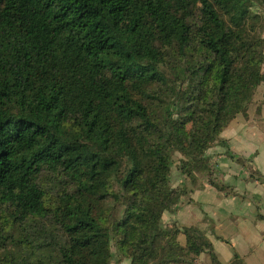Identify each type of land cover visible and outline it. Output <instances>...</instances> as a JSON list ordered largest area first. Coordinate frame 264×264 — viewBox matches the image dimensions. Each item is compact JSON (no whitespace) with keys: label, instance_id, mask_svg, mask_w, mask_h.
<instances>
[{"label":"trees","instance_id":"obj_1","mask_svg":"<svg viewBox=\"0 0 264 264\" xmlns=\"http://www.w3.org/2000/svg\"><path fill=\"white\" fill-rule=\"evenodd\" d=\"M263 66L264 0H0V264H224L165 223L174 157L205 168Z\"/></svg>","mask_w":264,"mask_h":264},{"label":"crops","instance_id":"obj_2","mask_svg":"<svg viewBox=\"0 0 264 264\" xmlns=\"http://www.w3.org/2000/svg\"><path fill=\"white\" fill-rule=\"evenodd\" d=\"M221 139L225 142L207 151L204 169L187 173L174 164L171 182L178 205L174 214H166L165 223L196 229L224 264L234 252L245 264H264V82L247 114L238 116ZM236 158L246 160V166ZM209 178L237 194L218 191Z\"/></svg>","mask_w":264,"mask_h":264},{"label":"rangeland","instance_id":"obj_3","mask_svg":"<svg viewBox=\"0 0 264 264\" xmlns=\"http://www.w3.org/2000/svg\"><path fill=\"white\" fill-rule=\"evenodd\" d=\"M181 161H182L181 155H176L174 157V164L175 165H180L181 166ZM3 221L4 220L2 218H0V226L2 225V222ZM165 222H166V220H165ZM113 250L115 251V248H113ZM2 254H3V250L0 249V255H2ZM201 260H202L201 262H206L207 261V258L203 257ZM112 264H129V261L128 260H125V259H120L119 261L118 260H115Z\"/></svg>","mask_w":264,"mask_h":264}]
</instances>
